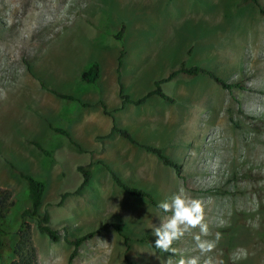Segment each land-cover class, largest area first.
<instances>
[{
  "label": "rangeland",
  "instance_id": "1",
  "mask_svg": "<svg viewBox=\"0 0 264 264\" xmlns=\"http://www.w3.org/2000/svg\"><path fill=\"white\" fill-rule=\"evenodd\" d=\"M257 1L264 9V0ZM120 51V82L130 99L180 63L240 81L244 89L177 75L160 85L172 103L152 96L119 109ZM92 61L99 66L94 85L79 80ZM39 81L76 100L58 98ZM111 121L136 145L115 133L106 137ZM49 127L65 130L81 151ZM140 146L160 149L179 174ZM78 166L91 176L74 194ZM12 168L44 183L38 212L48 213L51 228L65 227L69 237L99 229L67 263L71 247L50 241L27 220L36 264H163L170 255L152 247L153 225L165 214L117 187L108 170L157 205L184 188L204 204L209 232L201 238L220 234L207 255L223 264H264V16L240 0H0V189L10 192L0 219L8 247L0 264L15 260V231L28 206ZM112 223L128 237L127 248ZM197 234L199 228L174 242L175 259L200 256ZM142 237L152 245L136 241ZM241 248L247 258L234 260Z\"/></svg>",
  "mask_w": 264,
  "mask_h": 264
},
{
  "label": "trees",
  "instance_id": "2",
  "mask_svg": "<svg viewBox=\"0 0 264 264\" xmlns=\"http://www.w3.org/2000/svg\"><path fill=\"white\" fill-rule=\"evenodd\" d=\"M241 3H251L252 5L255 6L258 15L264 16V9L262 6L258 3L257 0H240ZM123 33V26H120V29L113 35L114 40L120 41ZM121 58H122V52H119V55L116 59V84H117V95L119 98V109H122L126 104H131L133 106H138L143 104L148 98L155 96L158 99L172 103L173 99L166 94L161 89V84L168 82L172 80L174 77L177 75H181L185 78H195L198 76H206L209 78L214 84L219 86L221 89L230 91L232 89H238V90H243L244 86L242 82L240 81H234L231 83L225 82L218 77H216L211 71L200 68L197 66H191V67H186L183 63H180L177 68L167 74V76L163 79L157 80L153 82V88L152 90L146 92L143 96L137 98V99H130L126 94L123 93V87L120 82V66H121ZM99 77V66L95 61L89 62L85 68H83L80 73H79V80L85 84H90L94 85ZM39 86L42 89L48 90L50 93L53 95L57 96L60 99L66 100V101H75L72 96L59 93L56 91H53L51 89H46V87L43 86V84L39 81ZM78 103V102H77ZM101 110L102 113L106 116H110L108 112L105 110L104 105L101 102L97 103ZM80 106L82 107H89L90 105L86 103H80ZM110 119H112L110 117ZM49 130L63 136L69 146L74 149L77 152H80L81 149L79 145L72 140V138L69 136V134L59 128H52L49 127ZM112 133H115L119 137L125 139L129 143L136 145V143L132 140L130 137L129 133L123 129H118L114 126L113 121H111V128L109 130V133L106 135V137L110 136ZM37 149L40 150L44 155L48 156V153L45 152L39 144L36 142L32 143ZM143 148L146 152L154 154L162 163L163 166L169 167L173 170V172L178 175L179 174V165L172 162L168 158H166L160 149L149 147V146H140ZM99 165L105 167L102 163H98ZM76 170L80 173L81 175V181L79 186L75 189L74 194L77 193L79 190H81L84 186L87 185L90 176H91V171L90 169L86 168H81V167H76ZM12 171L17 175V177L23 182L24 188L26 191V195L28 198V206L22 210V212L19 215V223L16 228L15 234L17 236V242L14 245L13 249V254L15 255V260H12L9 264H36V255H35V250L34 247L31 244L30 240V233H29V227L26 223L27 220H33L35 222V227L36 230L39 234L45 235L50 241L52 242H57L58 240H61L64 242L66 245L71 247V250L68 254L67 257V263H69L77 253V248L85 241L91 239L94 234L98 232L99 229L95 230H89L79 236L76 237H69L65 227L61 228V231H57L56 229H53L49 226V215L47 212H43L40 214L38 212V208L40 206L42 194L44 191V183L42 180L37 179L33 177L32 175L15 170L12 168ZM111 179L113 182L116 184L117 187L121 188L125 193H127L130 196L146 199L152 206H154L157 210L161 211L158 209L157 204L153 201L151 196L138 188L130 187L121 182V180L110 170H108ZM69 193H63L59 197V201L57 204H60L63 199L68 196ZM10 199V192L5 190V189H0V219H2V212L6 209V206L8 205ZM111 227L113 230L122 238L123 244L127 248V242L129 241L128 237L122 234L121 232V226L117 223H112ZM4 226L3 222L0 221V262L3 260V254L5 253L6 250H8V247H6L7 243L3 240V234H4ZM139 243H147L152 245L146 237H142L136 240ZM154 250L159 251L152 245Z\"/></svg>",
  "mask_w": 264,
  "mask_h": 264
},
{
  "label": "clouds",
  "instance_id": "3",
  "mask_svg": "<svg viewBox=\"0 0 264 264\" xmlns=\"http://www.w3.org/2000/svg\"><path fill=\"white\" fill-rule=\"evenodd\" d=\"M158 209L164 213L163 219L159 225H153V235L156 237L154 247L159 251L170 254L164 259L163 264H223L217 262L211 253L220 239L217 233L215 240L202 239V236L208 235V225L205 223L204 204L201 200L190 197L184 188H179L173 194L170 200H164L158 203ZM199 228V233L193 236L196 249L200 256L183 257L175 259L177 249L173 247L174 242L180 240L186 233L191 234L193 229ZM247 251L238 249L233 254V259H246ZM201 256L205 257L201 261Z\"/></svg>",
  "mask_w": 264,
  "mask_h": 264
}]
</instances>
